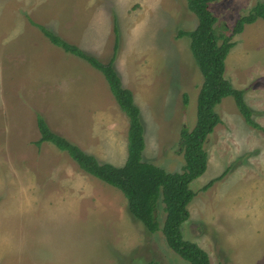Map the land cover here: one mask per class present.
<instances>
[{
    "label": "rangeland",
    "instance_id": "1",
    "mask_svg": "<svg viewBox=\"0 0 264 264\" xmlns=\"http://www.w3.org/2000/svg\"><path fill=\"white\" fill-rule=\"evenodd\" d=\"M188 1L0 0V264H189L161 230L151 234L131 215L121 191L51 143L35 145L39 114L100 163L121 167L129 119L101 72L32 25L102 63L115 54L113 66L140 109L144 161L181 172V133L196 125L203 84L191 39L179 36L198 25ZM258 3L219 0L210 10L218 26L232 29ZM233 42L224 76L244 90L263 130L245 122L233 97L217 106L222 122L205 144L206 172L190 184L196 194L182 233L210 264H264V20Z\"/></svg>",
    "mask_w": 264,
    "mask_h": 264
},
{
    "label": "trees",
    "instance_id": "2",
    "mask_svg": "<svg viewBox=\"0 0 264 264\" xmlns=\"http://www.w3.org/2000/svg\"><path fill=\"white\" fill-rule=\"evenodd\" d=\"M219 0H189L188 8L196 16L198 25L192 31H181L179 36L191 39V52L203 76V84L197 99V122L192 130L183 129L180 150L184 155L181 172L170 173L165 169L144 161L146 147L144 126L140 118V109L134 103L132 91L123 87L113 62L114 56L105 64L94 56L83 52L79 47L68 43L48 30L35 24L53 45L65 52L83 59L102 73L107 80L120 109L129 119L127 159L121 167L109 163H100L96 157L71 143L65 137L53 132L44 118L37 115V127L40 139L35 145L48 142L65 152L87 174L95 177L123 193L131 215L145 229L153 234L160 230L167 246L189 264H210L208 253L197 243L183 237L182 226L189 220L188 206L195 197L190 184L207 170L208 153L205 144L208 137L222 122L216 108L226 97H233L245 122L261 130L253 120V112L244 100V90L236 89L225 78V60L235 46L233 37L243 32L246 25L264 20V3L256 4L247 14L241 16L231 29L227 24L218 26V19L210 10L211 4ZM116 34H118V31ZM118 39L114 52L117 51ZM187 105V97L185 98ZM232 167V166H231ZM229 167V170L231 169ZM227 170L210 181L203 188L206 191L216 181L221 180ZM160 205L165 214L163 227L160 223Z\"/></svg>",
    "mask_w": 264,
    "mask_h": 264
},
{
    "label": "crops",
    "instance_id": "3",
    "mask_svg": "<svg viewBox=\"0 0 264 264\" xmlns=\"http://www.w3.org/2000/svg\"><path fill=\"white\" fill-rule=\"evenodd\" d=\"M33 22V21H32ZM33 25V24H32ZM36 27V26H35ZM87 35H85L84 37H86ZM56 91H57V89H56Z\"/></svg>",
    "mask_w": 264,
    "mask_h": 264
}]
</instances>
